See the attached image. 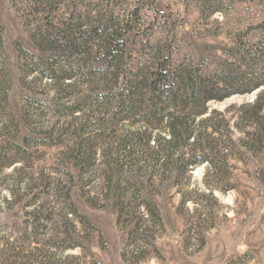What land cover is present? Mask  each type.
I'll use <instances>...</instances> for the list:
<instances>
[{"label":"rangeland","instance_id":"obj_1","mask_svg":"<svg viewBox=\"0 0 264 264\" xmlns=\"http://www.w3.org/2000/svg\"><path fill=\"white\" fill-rule=\"evenodd\" d=\"M261 53L264 0H0V264H264ZM161 62L204 90L184 147Z\"/></svg>","mask_w":264,"mask_h":264},{"label":"trees","instance_id":"obj_2","mask_svg":"<svg viewBox=\"0 0 264 264\" xmlns=\"http://www.w3.org/2000/svg\"><path fill=\"white\" fill-rule=\"evenodd\" d=\"M257 54V53H256ZM264 55L263 53H261ZM261 55V56H262ZM259 56L258 58H261ZM163 57V56H161ZM162 60V59H161ZM244 60V59H243ZM161 71H158L157 77L148 82L146 85L147 89L151 93V97L146 100V102H151V105L157 101L167 100L173 103L178 104L182 103L184 109H189L187 115H181L176 117L173 113H169L167 116L161 113V111L149 110V113L145 114L143 117V124L147 128L146 130L151 133L149 130L153 129H162L164 124V119H166L165 128L168 131V140L165 138H158L159 143H162L164 140L171 148H177L179 145L186 146L191 140L197 139L195 136V122L199 117H203L207 114L206 108V98L203 97V88L199 86V82L195 80L193 75L186 76L184 72L180 71L178 67L172 79L174 82L171 83V77H169V72L167 71L166 65L164 62H161ZM253 77L256 78L257 75L253 74ZM264 86V78L253 83L251 90H256ZM264 94V92H262ZM173 115V116H172ZM210 122L209 119L200 121V125H206ZM214 127V126H213ZM215 130V128H214ZM199 139V137H198ZM166 148H168L166 146ZM166 149L161 151L160 156H166ZM192 159L187 162V167L192 165L201 164L206 161V155L203 150H193L191 152ZM201 154V156H199Z\"/></svg>","mask_w":264,"mask_h":264}]
</instances>
